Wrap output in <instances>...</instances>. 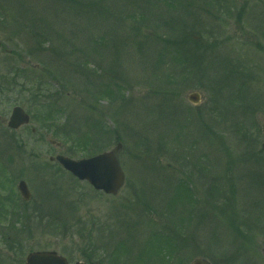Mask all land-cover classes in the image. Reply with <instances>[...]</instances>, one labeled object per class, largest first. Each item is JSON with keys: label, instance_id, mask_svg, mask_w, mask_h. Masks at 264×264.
Returning a JSON list of instances; mask_svg holds the SVG:
<instances>
[{"label": "rangeland", "instance_id": "1", "mask_svg": "<svg viewBox=\"0 0 264 264\" xmlns=\"http://www.w3.org/2000/svg\"><path fill=\"white\" fill-rule=\"evenodd\" d=\"M168 2L178 8H168ZM263 3L0 0V193L9 169L15 184L24 180L40 204L24 223L28 231L16 234L14 260L45 250L70 263L130 264L134 259L132 264H141L148 237L176 229L178 249L171 264L197 258L210 264H264L259 251L264 180L257 167L264 162L258 150L264 146ZM57 55L63 62L48 75L56 84L49 88L53 93L41 84L38 98L44 105L34 106L29 100L34 78L25 84L30 91H21L23 82L12 87L9 79L20 84L16 68L32 74L37 63L58 60ZM98 82H110L112 94L98 93L107 98L103 102L95 93ZM192 92L201 95L197 107L186 101ZM14 106L29 114L30 124L10 131L6 123ZM38 113L49 118L40 120ZM51 120L55 125H47ZM104 131L108 135L98 144ZM118 142L126 183L114 198L47 165L48 156L78 160ZM241 157L247 159L242 164ZM203 162H209L210 171L199 176L209 190L190 172ZM187 175L200 198L210 193L196 216L186 213L189 219L181 214L182 205L171 213L174 201H183L178 196L190 198L189 189L176 181L185 183L181 179ZM5 183L15 187L11 179ZM5 250L0 246V257Z\"/></svg>", "mask_w": 264, "mask_h": 264}, {"label": "water", "instance_id": "2", "mask_svg": "<svg viewBox=\"0 0 264 264\" xmlns=\"http://www.w3.org/2000/svg\"><path fill=\"white\" fill-rule=\"evenodd\" d=\"M199 95L189 94L187 100L193 104L199 102ZM28 123V117L18 108L14 109L9 120L8 127L17 129ZM121 149L118 144L110 152H105L98 156L79 161L71 160L66 157L57 156V162L72 176L79 181L88 182L95 190L105 194L116 195L124 183V176L120 169L117 154ZM18 190L24 199L29 198V193L23 182L20 183ZM264 254V245L262 247ZM26 264H66L65 260L58 257L53 252H42L30 254L26 259ZM192 264H208L205 261H195Z\"/></svg>", "mask_w": 264, "mask_h": 264}, {"label": "flooded vegetation", "instance_id": "3", "mask_svg": "<svg viewBox=\"0 0 264 264\" xmlns=\"http://www.w3.org/2000/svg\"><path fill=\"white\" fill-rule=\"evenodd\" d=\"M1 46V45H0ZM48 159H50V156L47 157ZM49 161V160H48ZM49 164L51 166H54L57 170H58V166L57 163L55 162H50ZM209 168H203L202 170H200L199 168H195V167H191L190 172L193 171L192 176H196L199 175L201 173H208ZM12 172V171H11ZM14 176L12 177L13 181H14ZM18 178V176H17ZM19 181V180H18ZM17 181V182H18ZM197 183L199 185H207L208 183L205 181L204 177H199L196 179ZM15 190H16V184H15ZM30 191V189H29ZM10 194H5L2 195L0 194V236L2 234H12L11 237L12 238V242H4V240L2 238H0V246L3 245V247H5V251H6V256L5 257H0V264H25V258L27 255H29L32 252H36V251H31L28 252L26 254V256L24 257L23 261H19V260H14L12 257V253L15 252L19 246L18 243V239L19 237L16 234H19L21 232L19 231H28L30 225L27 224L24 225V223L27 221V219L29 218H33L34 214L38 213V209H36V207H40V204H35V202L33 201V196L31 195L30 200L23 201L22 198L20 197V195L18 193H14L13 188L10 191ZM195 192V191H194ZM31 193V192H30ZM203 196V201H201L200 199V193L196 195L195 199L200 203V201L202 203L205 202V197H204V193L202 194ZM35 205V206H34ZM203 205V204H202ZM192 207H196L195 205H193ZM192 212L194 213V208L192 209ZM20 222H19V220ZM10 236H7V240H9ZM40 251H45V250H40ZM60 255V254H59ZM10 256V257H9ZM12 257V258H11ZM19 261V262H18ZM95 264H99L98 260H95Z\"/></svg>", "mask_w": 264, "mask_h": 264}, {"label": "trees", "instance_id": "4", "mask_svg": "<svg viewBox=\"0 0 264 264\" xmlns=\"http://www.w3.org/2000/svg\"><path fill=\"white\" fill-rule=\"evenodd\" d=\"M169 8L171 7L170 4ZM163 59V58H162ZM89 92V90H88ZM165 99V97H164ZM165 135V134H163ZM161 139V137H159ZM152 242H150V240L147 242V244H150L149 246L146 247V253H145V258L147 259L146 264H164L166 262V259L169 254H171V252L173 251V247L170 244H167V249L164 250V252H166L167 254H164V256H162V248L158 245L156 247V245L151 244ZM153 243H156V241H154ZM139 257L141 258L142 255H139ZM152 259H155V261L153 262Z\"/></svg>", "mask_w": 264, "mask_h": 264}]
</instances>
